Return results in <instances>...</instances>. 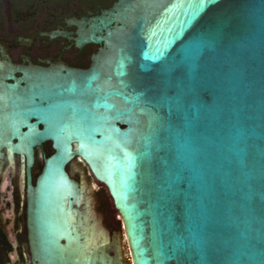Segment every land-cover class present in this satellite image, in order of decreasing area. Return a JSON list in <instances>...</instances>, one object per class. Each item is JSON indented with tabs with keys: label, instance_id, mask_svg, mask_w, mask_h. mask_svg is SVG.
Instances as JSON below:
<instances>
[{
	"label": "water",
	"instance_id": "obj_1",
	"mask_svg": "<svg viewBox=\"0 0 264 264\" xmlns=\"http://www.w3.org/2000/svg\"><path fill=\"white\" fill-rule=\"evenodd\" d=\"M116 8L106 70L36 101L30 85L8 84L0 147L24 157L34 264H122L116 239L69 234L64 200L89 189L65 169L75 157L108 188L131 264H264V0Z\"/></svg>",
	"mask_w": 264,
	"mask_h": 264
},
{
	"label": "flooded vegetation",
	"instance_id": "obj_2",
	"mask_svg": "<svg viewBox=\"0 0 264 264\" xmlns=\"http://www.w3.org/2000/svg\"><path fill=\"white\" fill-rule=\"evenodd\" d=\"M118 2L0 0V115L12 110L16 97L8 84L30 85L36 101L40 88L70 80L78 83L86 71L106 70L119 22ZM0 152V264H34L27 224L24 157L12 153L8 144L0 147ZM52 152L48 140L34 147L33 185L44 159ZM65 169L78 183L83 178L86 184L93 180L98 186L91 188L89 183V189L74 191L70 199L64 200L69 211V234L76 235L82 245L85 240L96 244L101 239L107 243L116 239L121 263L131 264L122 218L106 185L96 181L89 167L76 157Z\"/></svg>",
	"mask_w": 264,
	"mask_h": 264
},
{
	"label": "rangeland",
	"instance_id": "obj_3",
	"mask_svg": "<svg viewBox=\"0 0 264 264\" xmlns=\"http://www.w3.org/2000/svg\"><path fill=\"white\" fill-rule=\"evenodd\" d=\"M77 164H78V163H77ZM77 164H76V166H77ZM80 167H81V166H79V168H80ZM81 168L84 169V166H82ZM81 168H80V169H81ZM89 183H90V187H91V188H98L97 184H95L93 180H90L89 182H87V184H89ZM92 184H93V185H92ZM119 231H120V230H119Z\"/></svg>",
	"mask_w": 264,
	"mask_h": 264
}]
</instances>
